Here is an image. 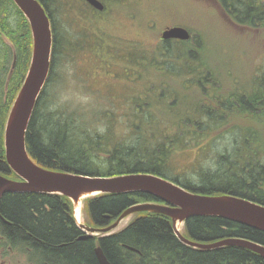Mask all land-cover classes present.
Masks as SVG:
<instances>
[{
    "label": "trees",
    "instance_id": "trees-1",
    "mask_svg": "<svg viewBox=\"0 0 264 264\" xmlns=\"http://www.w3.org/2000/svg\"><path fill=\"white\" fill-rule=\"evenodd\" d=\"M39 1L50 19L52 53L49 76L25 136L27 152L37 164L89 177L152 174L196 194L234 195L264 206V71L251 79L250 87L233 82L232 91L223 94L215 69L190 48V41L202 48L194 35L186 41L163 40L150 55L127 51L122 60L109 48L104 53L98 46L100 55L122 61L130 69L129 77L141 81L142 89L129 104V115L122 114L124 123H111L116 115L114 106L86 107L83 118L71 100H56L49 89L63 77L64 72L57 73L59 60L70 64L68 47H73L79 33L71 23L74 17L67 11L61 14L64 0ZM220 1L236 25L256 28L264 24V0ZM55 16L61 18L62 28ZM94 19L91 15L92 27L99 36L107 37ZM0 30L13 42L20 69V80L9 86L6 100L5 82L0 78L1 120L4 107L6 113L23 83L32 55L29 22L12 0H0ZM68 38L73 41L65 50L63 41ZM5 46L9 58L10 47ZM224 135L228 144L214 150V137ZM206 137L205 143H200ZM194 147L199 156L195 163L177 170L175 158ZM0 169L18 178L7 166L2 148ZM142 202L165 203L145 191L87 197V224L108 226L129 206ZM133 215L119 231L80 239L83 232L68 197L5 192L0 197V255L7 257V249H15L26 264H99L94 249L100 246L111 264H264V257L242 247L202 250L182 243L169 216L147 211ZM181 233L200 243L235 237L264 245V231L220 216H191L184 221Z\"/></svg>",
    "mask_w": 264,
    "mask_h": 264
},
{
    "label": "rangeland",
    "instance_id": "rangeland-1",
    "mask_svg": "<svg viewBox=\"0 0 264 264\" xmlns=\"http://www.w3.org/2000/svg\"><path fill=\"white\" fill-rule=\"evenodd\" d=\"M103 1L105 11L94 13V16L91 8L80 0H64L61 13L67 11L73 15L71 23L79 33L74 38L73 47H68L72 58H69V66L65 60L58 62L57 73L60 75L62 71L64 74L62 79L50 85V94L62 102L71 100L76 111L83 113V118L86 107L105 109L114 106L116 115L111 123H124L126 118L122 114L129 113V104L134 102L142 89L141 81L129 77L130 69L122 61L113 62V58L100 55L96 51L98 46L104 48V53L109 48L121 60L127 51L135 55L141 52L150 55L155 44L163 42L161 32L169 26H183L198 38L202 48L195 47L199 44L195 41H190V48L210 68L215 69L223 94L232 91L233 82L241 87H250L251 79L264 71V24L256 28L236 25L216 0ZM91 15L95 17L94 23L108 33L107 37L99 36L92 27ZM55 19L62 28L61 18L55 16ZM71 41L69 38L63 41L65 50ZM95 43L98 45L94 46ZM181 104L186 106L185 101ZM10 107H7L8 111ZM202 139L200 143L204 144L208 138ZM214 139V150H222L229 142L226 135ZM197 151L194 147L177 156L174 162L177 170L189 169L199 157ZM84 203L85 198L82 199L79 220L89 224ZM134 217L132 214L124 218L117 231L127 226ZM7 254V257L0 255V264H26L25 257L15 249H7Z\"/></svg>",
    "mask_w": 264,
    "mask_h": 264
},
{
    "label": "water",
    "instance_id": "water-1",
    "mask_svg": "<svg viewBox=\"0 0 264 264\" xmlns=\"http://www.w3.org/2000/svg\"><path fill=\"white\" fill-rule=\"evenodd\" d=\"M103 10L100 0H87ZM28 19L32 34V55L28 72L11 106L4 130L5 159L9 168L21 178L12 180L0 174V197L5 192L56 193L72 201L75 222L83 233L79 238L110 235L121 221L136 212H154L169 216L178 239L193 248L209 250L238 246L264 257V245L244 238H225L211 243L187 239L180 226L191 216H220L264 231V206L234 195H201L188 191L171 180L152 174H129L114 177H89L55 171L37 164L28 154L26 131L37 99L46 84L51 67L52 30L49 16L39 0H13ZM162 40L186 41L190 31L183 26H169L161 32ZM145 191L165 203L142 202L129 206L110 225L94 227L81 223L75 215V204L81 198L102 193ZM99 264H111L100 246L94 249Z\"/></svg>",
    "mask_w": 264,
    "mask_h": 264
},
{
    "label": "flooded vegetation",
    "instance_id": "flooded-vegetation-1",
    "mask_svg": "<svg viewBox=\"0 0 264 264\" xmlns=\"http://www.w3.org/2000/svg\"><path fill=\"white\" fill-rule=\"evenodd\" d=\"M82 3L85 5L89 6L92 11L95 12H102L103 10L106 9V4L103 0H100L104 4L103 10H98L95 7H93L87 0H80ZM220 7L223 9V6L221 4L220 0H216ZM5 44H8L10 47L9 50V58H7L6 53H8L7 46ZM3 63V64H2ZM0 75L3 80H4V95H5V100L7 99V96L10 94L9 92V86L16 85L18 81L20 80V69H19V64H18V53L16 51V48L13 44V42L7 37L4 31L0 30ZM12 89V88H11ZM10 89V90H11ZM11 109V107H10ZM10 109L5 113L6 107L3 109V115H1V120H0V141L2 140V146H0V151L1 148L3 149L4 152V157H5V151H4V130H5V125L7 122V118L10 112ZM6 161V159H5ZM8 166V165H7ZM0 174L12 179V180H21L20 178H16L10 173L6 172V170L0 169Z\"/></svg>",
    "mask_w": 264,
    "mask_h": 264
},
{
    "label": "bare ground",
    "instance_id": "bare-ground-1",
    "mask_svg": "<svg viewBox=\"0 0 264 264\" xmlns=\"http://www.w3.org/2000/svg\"><path fill=\"white\" fill-rule=\"evenodd\" d=\"M82 199H83V197H81L75 204V215H76L77 218L80 217ZM177 226L179 227L180 224H178Z\"/></svg>",
    "mask_w": 264,
    "mask_h": 264
}]
</instances>
